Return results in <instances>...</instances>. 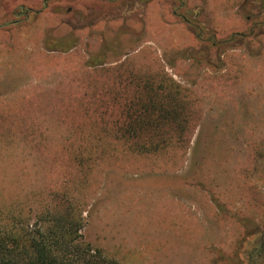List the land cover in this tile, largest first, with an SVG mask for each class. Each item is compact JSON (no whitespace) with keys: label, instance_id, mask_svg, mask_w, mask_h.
Segmentation results:
<instances>
[{"label":"rangeland","instance_id":"374dc122","mask_svg":"<svg viewBox=\"0 0 264 264\" xmlns=\"http://www.w3.org/2000/svg\"><path fill=\"white\" fill-rule=\"evenodd\" d=\"M167 1L157 0L146 13L133 0H0V127L13 128L9 135L18 137L26 133L25 123H45L43 136L58 150L63 122L82 105L85 59L102 39L123 44V56L109 52L106 66L129 56L154 70L159 58L199 99L201 121L182 165L169 169L179 162L116 155L100 159L84 175L72 172L65 155L49 150L42 156L38 186L46 172L55 185L86 176L76 191L89 204L82 233L119 264H225L220 254L245 252L239 250L241 221L224 211L258 215L259 224L264 208V35L250 53L238 47L218 57L202 38L214 30L218 39L238 40L249 19L243 16L254 18L249 4L255 0H246V12L240 7L244 0ZM77 13L87 21L78 22ZM73 30L79 41L70 52L44 47L46 33L65 37ZM245 111L262 118L244 123ZM0 166L1 184L12 171Z\"/></svg>","mask_w":264,"mask_h":264},{"label":"trees","instance_id":"16d2710c","mask_svg":"<svg viewBox=\"0 0 264 264\" xmlns=\"http://www.w3.org/2000/svg\"><path fill=\"white\" fill-rule=\"evenodd\" d=\"M78 41L75 30L65 37L46 33L43 45L51 52H70ZM101 41L85 59L86 76L79 81L85 87L82 105L73 108L72 114L67 113L68 122L62 125L65 134L57 139L60 149L54 151L52 138L43 136L48 130L45 123H25L22 131L26 133L18 137L9 135L13 128L0 127L5 130L0 132V164L12 171L0 184V264H119L94 248L82 233L89 204L76 191L86 176L81 180L75 176L71 184L65 180L55 185L48 182L50 173L46 172L45 182L38 186L46 151L65 155L72 172L81 170L84 175L100 159L116 155L166 158L169 165L179 162L169 169L183 163L182 156L186 155L201 121L198 97L161 67L159 58L154 70H145L129 56L106 66L109 52L117 58L123 56V44L118 39ZM85 118L86 123L82 121ZM218 197L212 195L223 206L224 201L218 202ZM224 213L241 221L239 250L245 255L220 254L221 261L264 264V227L254 222L258 215ZM259 216L264 221V208ZM258 233L259 237L246 250L248 241Z\"/></svg>","mask_w":264,"mask_h":264},{"label":"flooded vegetation","instance_id":"af4514ba","mask_svg":"<svg viewBox=\"0 0 264 264\" xmlns=\"http://www.w3.org/2000/svg\"><path fill=\"white\" fill-rule=\"evenodd\" d=\"M150 1V0H149ZM134 3H137V5H141L142 11L144 12L145 8L147 7L148 0H133ZM177 4V2H175ZM183 5V4H182ZM253 10H256L254 12V18L251 15L243 16L248 17V21L244 23V26L241 28L239 36L240 38L238 40H225V39H218L217 35L214 34V30L210 33L208 30L207 37L205 40L202 38V43L207 41V46H212L216 48V54L219 57L220 55L225 58V54L228 50H231V48H238V47H244L245 52L250 53V50H254L255 45L258 46L259 43L262 42V36L264 35V32L262 30V25L264 24V14L261 13V10L264 9V0L260 2V0H255L251 4H249ZM242 6V9H246L247 2L244 0L242 4H240V7ZM70 11L72 10V7L68 8ZM54 11V10H53ZM141 11V12H142ZM245 11V10H244ZM246 12V11H245ZM143 15V14H142ZM77 20L79 21H87V19H84L81 13H77ZM98 17V16H96ZM87 23V22H86ZM85 24L82 25L84 27ZM89 23V22H88ZM76 26V25H75ZM200 28V27H199ZM213 29V28H212ZM205 47V50L203 53H205V58H209V53L207 48ZM204 49V47H202ZM257 50V49H255ZM261 49H258V52H260ZM228 54V53H227ZM226 54V55H227ZM230 57H228L229 59ZM209 60V59H208Z\"/></svg>","mask_w":264,"mask_h":264},{"label":"crops","instance_id":"0c3cea01","mask_svg":"<svg viewBox=\"0 0 264 264\" xmlns=\"http://www.w3.org/2000/svg\"><path fill=\"white\" fill-rule=\"evenodd\" d=\"M155 2H157V0H150V1H148V4H147V7L145 8V12L147 13V11H149V8L151 7V6H153L154 4H155ZM159 2H161L162 4H166L168 1L166 0V1H162V0H159ZM171 4V3H170ZM170 4H168V5H170ZM150 6V7H149ZM262 39V38H261ZM233 50H237V48H231V50H229L228 52L230 53V52H232ZM231 54V53H230ZM249 58V57H248ZM261 58V57H260ZM260 58H258V60L260 59ZM263 100H264V98H263ZM259 104H257V105H250V107H249V109L251 110V109H253L255 106H258ZM262 107V106H261ZM258 108H260V107H258ZM255 113H253V115H252V113H251V115L247 112V111H245L244 112V116L242 117L243 118V122L244 123H247V124H249L250 123V120H255V118L257 117V118H262V114H257V116H255L254 115ZM251 124H253V123H251ZM259 222V224H262V223H264V221H258ZM262 226L264 227V224H262Z\"/></svg>","mask_w":264,"mask_h":264}]
</instances>
